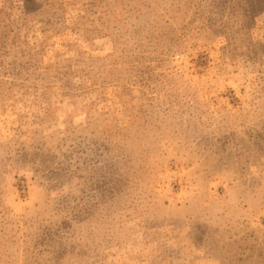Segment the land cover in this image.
<instances>
[{"label": "rangeland", "instance_id": "1", "mask_svg": "<svg viewBox=\"0 0 264 264\" xmlns=\"http://www.w3.org/2000/svg\"><path fill=\"white\" fill-rule=\"evenodd\" d=\"M0 264H264V0H0Z\"/></svg>", "mask_w": 264, "mask_h": 264}]
</instances>
